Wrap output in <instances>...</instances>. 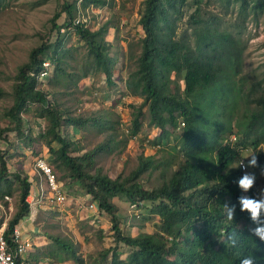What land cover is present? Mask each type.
I'll list each match as a JSON object with an SVG mask.
<instances>
[{
    "label": "trees",
    "instance_id": "trees-1",
    "mask_svg": "<svg viewBox=\"0 0 264 264\" xmlns=\"http://www.w3.org/2000/svg\"><path fill=\"white\" fill-rule=\"evenodd\" d=\"M59 1L50 19L49 35L29 51L27 60L17 68L12 102L4 110L12 125L2 131L14 132L27 142L42 141L62 178L67 175L76 180L89 200L95 202L98 213L109 218L115 245L103 249L93 264H264V207L241 169L240 159V148L250 146L258 150L255 160L264 168V91H258L262 81L257 80L245 92V107L239 108L235 95L239 85L228 73L239 63V50L231 33L212 28L209 18L202 15V0H192L194 9L187 23L195 36H177L180 9L190 5L188 0H144L139 18L143 30L140 52L125 80L128 92L142 100L135 109L131 131L138 133L143 106L147 107L149 123L159 131L156 144L171 134L167 127L174 131L179 126L178 119L183 124L182 132L174 135L179 140L173 148L179 146L182 154L175 160V168L160 185L146 188L140 175L159 164L153 157L141 158L125 177H111L95 166L96 156L111 149L110 140L78 154L82 148L70 134L61 132L62 126L85 130L96 125L98 119L64 109L57 98L59 90L76 85L90 71L101 72L105 81L114 85L116 60L109 55V25L91 28L75 24L78 0ZM231 2L244 14L248 10L264 12V0ZM91 3L101 6L106 0H80L83 8ZM61 13H65V19L57 23ZM70 34L84 42L93 61L91 68L75 75L62 65L69 51L65 43ZM45 61L50 64L51 74L46 78V88L38 79ZM178 77L183 80L182 88ZM30 105H36L38 116L46 119L37 139L24 131L22 112ZM219 117L223 119L221 130L214 127ZM7 169L6 159L0 155V202L12 194V180L19 186L16 209L3 230L10 241L13 228L29 212L26 198L32 182L28 174L8 173ZM115 197L124 198L136 208L148 207L159 217L155 230L124 234ZM247 201L256 205L254 211L245 207ZM48 237L55 245L48 252L52 260L65 253L82 263L72 241L58 235ZM120 242L129 248L125 258L116 252Z\"/></svg>",
    "mask_w": 264,
    "mask_h": 264
},
{
    "label": "rangeland",
    "instance_id": "rangeland-1",
    "mask_svg": "<svg viewBox=\"0 0 264 264\" xmlns=\"http://www.w3.org/2000/svg\"><path fill=\"white\" fill-rule=\"evenodd\" d=\"M80 0L77 1L79 5ZM188 6L180 10L177 22V36L193 39L195 34L187 23V16L193 11L192 0ZM59 0H2L0 3V155L7 161L8 173L20 171L28 174L33 170L35 157H44L54 168L58 179L62 182L69 200L61 206H50L47 203L39 208L36 218L41 229L47 233L72 241L82 257L81 264H93L99 253L114 246V237L109 218L96 210L79 209L71 197L80 201L89 200L90 196L74 179L62 173L52 163V155L48 147L38 140L27 142L14 132L2 131L12 125L4 110L12 102V84L14 75L20 64L27 60L29 51L41 44L51 31L50 19L59 7ZM144 0H106L105 5L92 3L82 9L91 19L90 27L95 28L104 23L109 25L106 39L112 47L109 55L115 58V84L109 85L101 72L93 71L80 78L76 85L59 90L58 100L70 113L97 118L96 125H89L85 130L61 127V132L71 135L74 142L82 148L78 154L93 148L100 142L110 140V148L96 156L95 166L111 177H125L134 169L141 158L153 157L159 161L155 168H150L140 175V181L146 188L160 185L169 177L175 168V160L182 155L179 146L173 148L177 139L174 135L182 132V120L167 140L159 141V131L149 123V113L143 106L139 116L138 133L132 134V119L141 98L128 92L125 80L129 71L135 68L134 59L140 52L139 40L143 36L139 18L143 10ZM99 9V10H98ZM202 15L209 18L212 28L217 31L231 33L239 50L238 67L228 70L232 79L239 85L235 87V95L239 98V108L245 107V92L257 81L261 82L264 91V12L255 13L250 10L246 14L231 0H202ZM65 13H61L57 23H62ZM67 51L62 65L66 71L75 75L83 69L91 68L92 56L88 54L85 44L76 35L67 37ZM51 75V74H50ZM46 78L42 87L46 88ZM181 88L183 80L177 78ZM241 96V98L239 97ZM24 131L37 139L46 125V119L37 114L36 105H30L22 112ZM180 118V117H179ZM235 118H232L234 122ZM218 130L223 127V119L218 118ZM233 130H236L233 127ZM234 133V132H233ZM232 139V138H231ZM225 141V140H224ZM258 150L250 146L240 148L241 169L255 189L256 196L264 207V168L256 163ZM77 154V152H72ZM16 181L10 183L11 195H5L0 202V232L5 229L8 219L16 209L19 195ZM33 190V189H32ZM244 195V194H243ZM245 197V196H244ZM118 206L120 227L124 234L134 235L140 231L152 232L159 224V217L146 208L132 207L124 198H113ZM99 216L93 220L92 214ZM35 218V219H36ZM36 219V220H37ZM23 220V219H22ZM35 220V221H36ZM24 222V221H23ZM25 223H21L20 227ZM30 232H27L29 234ZM116 252L125 258L128 246L119 243ZM59 258L51 259L49 264H80L68 254L60 253ZM110 258V255L109 257ZM65 260V261H64ZM58 261V263H57ZM64 261V262H63ZM104 264H108L105 262Z\"/></svg>",
    "mask_w": 264,
    "mask_h": 264
},
{
    "label": "built area",
    "instance_id": "built-area-1",
    "mask_svg": "<svg viewBox=\"0 0 264 264\" xmlns=\"http://www.w3.org/2000/svg\"><path fill=\"white\" fill-rule=\"evenodd\" d=\"M75 24H83L85 27L90 26L91 19L83 11L84 9L79 2ZM83 9V10H82ZM99 10V9H98ZM61 31H64L62 28ZM43 69L38 75L39 80H44L50 75V64L48 61L43 62ZM33 171L38 176L37 189H31L26 201L29 205V212L27 217L34 219V214L38 207L44 206L45 203L52 206H61L65 204L70 198L68 193L64 190L63 184L57 179L56 172L52 165H50L46 158L35 157L33 164ZM77 204L79 209L96 210L94 201H80V199L71 197ZM133 207V206H132ZM93 220H98L99 216L94 213L91 215ZM10 241L5 237L3 231L0 232V264H26L23 256L31 248L32 241L29 238L22 236L19 224H17L10 234Z\"/></svg>",
    "mask_w": 264,
    "mask_h": 264
},
{
    "label": "crops",
    "instance_id": "crops-1",
    "mask_svg": "<svg viewBox=\"0 0 264 264\" xmlns=\"http://www.w3.org/2000/svg\"><path fill=\"white\" fill-rule=\"evenodd\" d=\"M30 171L31 172H29V179L32 182L31 189L35 190L37 189L39 183L38 176L35 174L33 170ZM39 208L41 207H38L36 209V213L34 214V219H29L26 215L25 217H23V220H21V222L19 223V228L21 230L22 236L24 238H29L32 241L31 248L23 256L24 260L26 261V264H49L51 258L48 256V254L52 252L55 248L52 238L48 237L50 233L43 231L39 226V221L36 218ZM21 223H25L24 226H22V229L20 227ZM27 232L30 233L27 234ZM58 258L59 257L57 256V259Z\"/></svg>",
    "mask_w": 264,
    "mask_h": 264
},
{
    "label": "clouds",
    "instance_id": "clouds-1",
    "mask_svg": "<svg viewBox=\"0 0 264 264\" xmlns=\"http://www.w3.org/2000/svg\"><path fill=\"white\" fill-rule=\"evenodd\" d=\"M248 185H245V187H247ZM245 207H249V208H252L253 209V211L255 210V207H256V205H254L253 203H252V201H247L246 203H245ZM245 264H249V262H245Z\"/></svg>",
    "mask_w": 264,
    "mask_h": 264
}]
</instances>
